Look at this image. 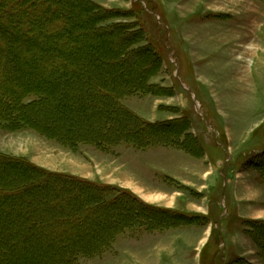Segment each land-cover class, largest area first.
Masks as SVG:
<instances>
[{
    "label": "rangeland",
    "instance_id": "1",
    "mask_svg": "<svg viewBox=\"0 0 264 264\" xmlns=\"http://www.w3.org/2000/svg\"><path fill=\"white\" fill-rule=\"evenodd\" d=\"M93 1L123 15L112 19L111 23H126L127 27L141 32L140 45L152 47L159 57L154 64L156 73L150 80L153 94L128 96L121 100L122 105L148 121L186 118L189 123L181 127L187 131L194 130L199 135L216 165L212 189L196 190V193L191 191L193 200L197 204L203 203L195 205L194 209L204 213L200 214L204 215L198 219L200 222L195 223L202 227L191 228L195 229L194 235L201 234L202 228L207 234L206 246L200 252H203L200 264H264V154L263 159L259 156L254 159L256 166L261 162L262 171L251 164L254 155L259 150L264 151V0ZM82 5L83 2L72 1L60 8L72 15ZM39 8L36 6L35 9L39 12ZM79 17V26H87L89 22ZM99 39V36H93L88 41H77V48L90 47ZM116 48L114 44H104L99 51L83 56L81 61L69 58L68 62L55 69L66 71L60 75L53 74V70L46 66L44 78L47 86L53 88L51 101L48 102L51 104L38 106L30 112V116L65 135L92 131L104 133L103 130L109 128H113L108 130L110 138H113L112 132H117L118 137L122 136L121 132L137 135L140 127L117 112L115 102H112L114 99L106 98L107 101H104L101 95L124 93V86L130 83V79L141 80L140 75L146 76L152 71L148 68L153 63L148 61L142 67L131 70L127 63L104 55V52ZM64 66L68 67L63 70ZM78 69L81 72L77 74ZM96 92L101 95H96ZM195 95L201 105L195 100ZM215 96L223 99L222 104L213 103ZM154 98L160 103L156 107L152 103ZM245 98H248V105L244 102ZM223 122L233 130L230 144L223 132L219 136L221 143L217 141V131L223 129L220 125ZM252 125L254 132L250 139L248 129ZM181 127L176 129L174 126V129ZM249 139L250 142H247ZM189 140L194 146L193 140ZM127 144L113 147V151H118L120 155L119 164L115 165L121 178L144 181L156 172L153 168L158 165L156 161L163 162L159 166L165 165L167 157L157 153L168 148L153 147L146 152ZM89 145L91 147L80 144L70 148L47 139L31 128L13 132L0 128L1 152L53 169L86 173V168H91L90 163L100 162L96 156L100 154L95 152L103 150ZM81 165L85 168L82 169ZM185 191L189 193L187 189ZM41 200L43 205L50 202L45 197ZM67 203L63 202L59 208L56 202L45 206L41 211L42 218L33 217L37 208L28 205H38L33 200H27L25 208L16 201L1 204L4 211L0 212V264H59L60 259L70 260L66 255L68 246L80 244L85 247L91 244L94 234L107 235L109 226L106 223L113 222L106 219L99 222L103 229L96 231L92 226L90 231L85 232L90 240L84 244L79 239L74 241L70 235L56 233L63 230L48 228L52 225L49 220L67 219L60 213L79 211L80 204L73 206L76 212L71 210L70 213L68 206L72 208V204ZM54 210L60 213L55 215ZM116 222L113 224H118ZM148 235L141 239V247L154 256V242L146 238L152 237ZM63 236L68 237L65 242L60 240ZM68 239L73 244L68 245ZM154 239L155 242L163 240L160 237ZM193 248L190 251L194 259ZM100 259H81L80 262L96 264Z\"/></svg>",
    "mask_w": 264,
    "mask_h": 264
},
{
    "label": "trees",
    "instance_id": "2",
    "mask_svg": "<svg viewBox=\"0 0 264 264\" xmlns=\"http://www.w3.org/2000/svg\"><path fill=\"white\" fill-rule=\"evenodd\" d=\"M72 1L83 2L84 5L75 14L69 15L60 7ZM36 6L40 7L39 12L35 9ZM117 13L93 0H0V128L11 132L31 128L70 148H76L80 144H92L107 149L120 143L132 144L139 149L156 144L189 150L195 148V145L191 146L189 143V138L193 142L194 138L188 133V129L181 127L182 124L186 126L189 123L186 118L148 122L122 105L121 100L125 97L153 94V84L150 80L156 73L157 67L155 68L154 64L158 62L159 57L152 47L140 45L141 32L127 27L126 23H111L112 19L123 16ZM77 16L89 22L88 25L80 27ZM93 36H99L100 39L90 47L77 48V41H88ZM104 44L117 46L114 50L104 52V55L114 56L119 62L127 63L131 70L142 67L148 61L153 63L148 68L152 71L146 76L140 75L141 80L130 79V83L124 86V93L101 95L96 92L104 101H107L106 98L114 99L112 102H115L117 112L140 127L137 135L121 132L120 139H113L108 136V130L113 128L103 130L104 133L92 131L65 135L30 116V112L38 106L51 104L48 102L51 101L53 88L47 86L44 78L46 66H49V70H53L55 75L63 74L66 71L55 70L58 65L68 62L69 58L81 61L83 56L99 51ZM67 67L64 66L63 70ZM79 72L80 69L76 70L77 74ZM174 126L176 129L177 126L181 128L176 130ZM263 154L259 155L262 159ZM257 167L262 171L261 162ZM115 193L117 195L112 197ZM44 197L50 200L45 205L41 200ZM27 200L38 203L39 206L28 205L36 206V212L32 215L39 218H42V209L49 204L56 202L59 208L65 201L69 204L80 202V209L75 214L54 210L55 215L60 213L67 219L49 220L52 225L47 227L63 230L56 233L70 235L74 237V241L79 239L81 243L90 240L85 231H90L92 226H95L93 230L96 231L101 228L99 220L106 219L113 223L119 220L116 222L119 224L118 228L96 248H80L66 253L71 264H82L81 259L100 255L112 246L118 235L127 230L160 231L195 224L201 219L198 216H186L149 205L131 192L117 187L103 186L72 175L50 172L28 162L24 157L0 151V212L4 211L1 208L3 203L16 201L22 203L19 206L25 208L28 206L24 205ZM73 211L76 212L74 208ZM109 216L112 220L108 219ZM123 218L129 221L123 222ZM70 242L67 241V244H73ZM262 250L264 251V248Z\"/></svg>",
    "mask_w": 264,
    "mask_h": 264
},
{
    "label": "crops",
    "instance_id": "3",
    "mask_svg": "<svg viewBox=\"0 0 264 264\" xmlns=\"http://www.w3.org/2000/svg\"><path fill=\"white\" fill-rule=\"evenodd\" d=\"M179 73L180 71L178 70V74ZM145 96L147 95L144 96L135 95L133 97H145ZM215 97L217 98V96ZM126 98L129 97L123 98L122 101ZM216 98L215 101H213V103L219 104L220 102L222 104L221 101L223 99L217 98L218 100L217 101ZM195 99L201 105V102H199L197 95H195ZM244 102L248 105L249 102L248 98H245ZM152 103L154 104L155 107L160 104L159 100L156 98L153 99ZM219 108H222V105H219ZM180 118L183 117H171L165 120H177ZM148 122H153V121H148ZM220 125L221 127H223V129L217 131L218 133L216 136H218L217 138L218 143H221L219 136L223 132L227 137V141L230 144L234 137L232 128L227 126L226 122L225 123L223 122ZM248 131H250V139H251L254 132V126L252 125V127L249 128ZM188 133L191 134V136L194 138L195 140L194 145L196 146V148L190 150L173 145H161V144L151 145L147 148L139 149L134 147L133 145L127 143H121V144H127L133 146L137 150L146 151V152H148L147 150L153 147L168 148L166 151L160 150L157 153L159 155H163L167 157V160L165 161V165L159 166V164L161 165L163 164V162L156 161L155 163H158V165L153 166L156 172H153L151 174V177H149L147 180L144 181L137 182L131 178L123 179L119 176V169L115 165V163L119 164L120 155L118 151H113L114 149L113 147H115V145L103 150H100L97 147L98 150L102 151V152L99 151L95 152L100 154V156L96 154L97 158L100 159V162H97V164L95 163L89 164V162L87 161V164L91 165V168H86L88 169L86 170L87 172L82 174L79 173L78 171L74 172V171H65L64 169H53L45 165L37 164L33 161L31 162L34 165L41 167L45 170H48L50 172L68 174L81 179L88 180L92 183H96L99 185L113 186L122 190L129 191L143 202L158 208L169 209L186 216H198L203 218L204 215L201 216L200 214H204V213H199L197 210L194 209L195 205L199 206L200 204L203 203L200 202L199 204H197L191 196V191L196 193L197 192L196 190L202 191L204 189H210V190L212 189L213 181L215 180L216 165L212 161L210 154H208L206 150V146L199 138V135L194 130L189 131ZM250 139L247 142H250ZM82 145L91 147V145L89 144H82ZM97 149H93V150L97 151ZM263 152L264 151L259 150L258 153L254 155L252 159L253 163L251 164L254 165L256 160L255 157L259 156L260 154H263ZM106 153L108 154L112 153V155L106 156L104 155ZM86 166L88 167V165ZM81 167L82 169L85 168V166L83 165H81ZM256 167L257 166L254 165L255 169H257ZM185 189H187L189 193L186 192ZM193 226L202 227L199 224H190L186 226H178L160 231H147L145 229L127 230L124 233L118 235L115 241L113 242L112 246L106 249L103 253L91 258H84V259H93L97 257L101 258L100 261H98V263L96 264H165V263L200 264V262H203V252L202 253L200 252L204 250V247L206 246L205 241L207 234L202 228L201 234L194 235L193 230L195 229L191 228ZM182 228H186V229H182ZM145 234H149L148 236H152L146 238H149L152 241V243L154 242L153 251L156 252L154 256H150L148 252L146 253L142 250L141 239L145 238ZM155 234H162V235L157 236ZM158 237L162 238L163 240H158L155 242L154 238H158ZM189 239L191 240L190 242L188 241ZM192 247H194L193 248V252L195 253L194 259L191 257L192 254L190 249ZM188 251H190L189 254ZM196 254H198L197 256L198 261ZM199 254H200V260H199Z\"/></svg>",
    "mask_w": 264,
    "mask_h": 264
},
{
    "label": "bare ground",
    "instance_id": "4",
    "mask_svg": "<svg viewBox=\"0 0 264 264\" xmlns=\"http://www.w3.org/2000/svg\"><path fill=\"white\" fill-rule=\"evenodd\" d=\"M111 118V117H110ZM94 130V129H93ZM119 135H118V133L117 132H112V137L114 138V139H117V138H120V137H118ZM86 198V197H85ZM49 200H47L46 202H48ZM31 202V201H30ZM28 203H29V201H28ZM32 203V202H31ZM80 203V202H79ZM78 202H75V203H72V208H73V206H76L77 207V205L79 204ZM68 208H69V212L71 213V210H73L72 208H70L69 206H68ZM78 209V208H77ZM74 212V211H73ZM78 212V211H77ZM68 213V212H67ZM66 214V213H65ZM75 214V213H74ZM128 219L126 218H124L123 219V222H126ZM100 221V220H99ZM129 221V220H128ZM110 222V221H109ZM102 223V222H101ZM100 223V224H101ZM107 225L106 226H109L108 228H109V230H108V233H106L107 235L106 236H95V234H94V236L92 237V241H91V244H89L88 246H85V247H82V246H84V245H80V244H74L73 246H68L67 247V251H75V250H78V249H80V248H85L86 250H88V249H93V248H96L98 245H100L101 243H103L104 241H106V238H107V236L108 235H110V233H112L113 231H115L117 228H118V224H111V223H106ZM123 224V223H122ZM91 228H93V227H91ZM39 229V228H38ZM105 231V230H104ZM46 232V231H45ZM83 232V231H82ZM86 232V231H85ZM91 233V232H90ZM97 233V232H96ZM47 234H50V233H47ZM78 235V234H77ZM70 237V236H69ZM66 238H68V237H66V236H63V237H61V239L60 240H62L63 242H65L67 239ZM55 239V238H54ZM60 240H58V242H61ZM68 241H69V239H68ZM57 242V241H56ZM55 242V243H56ZM84 244V243H83ZM60 250V249H59ZM59 264H71L70 262H69V260L68 259H65V258H63V259H60V261L58 262Z\"/></svg>",
    "mask_w": 264,
    "mask_h": 264
}]
</instances>
